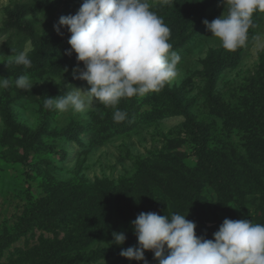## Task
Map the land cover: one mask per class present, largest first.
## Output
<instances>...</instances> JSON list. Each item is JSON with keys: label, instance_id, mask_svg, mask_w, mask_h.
I'll use <instances>...</instances> for the list:
<instances>
[{"label": "rangeland", "instance_id": "rangeland-1", "mask_svg": "<svg viewBox=\"0 0 264 264\" xmlns=\"http://www.w3.org/2000/svg\"><path fill=\"white\" fill-rule=\"evenodd\" d=\"M83 2L0 0V76L11 81L0 89V264H143L120 255L138 246L132 221L142 212L187 216L210 240L225 219L264 225V13L245 45L227 51L204 24L222 16L223 0H149L170 28L179 75L123 99L126 118L115 122L99 102L85 113L44 107L45 96L90 88L73 79L74 52L39 44L55 38L70 50V32L53 26ZM28 40L31 67L8 64ZM22 75L31 91L15 86ZM215 99L231 114L219 117ZM17 125L29 130L26 144Z\"/></svg>", "mask_w": 264, "mask_h": 264}, {"label": "clouds", "instance_id": "clouds-1", "mask_svg": "<svg viewBox=\"0 0 264 264\" xmlns=\"http://www.w3.org/2000/svg\"><path fill=\"white\" fill-rule=\"evenodd\" d=\"M223 6L221 17L204 24L225 50L235 51L245 45L254 15L264 13V0H223ZM53 27L61 36V28L70 32L66 54L74 52L78 61L73 79L86 81L90 88L72 86L56 98L45 96L46 109L85 113L99 102L113 108V120L121 122L127 115L117 107L123 99L159 92L179 75L181 57L169 43L170 28L149 0H84L75 15L61 16ZM31 50L28 40L22 51L8 56V64L30 68ZM10 83L0 76V89ZM14 83L21 90L33 88L29 75ZM132 225L138 246L120 252L128 260L147 264L145 252H152L158 264H264L262 224L225 219L214 240L198 237L197 225L181 214L142 212ZM113 237L115 245H124V233L114 232Z\"/></svg>", "mask_w": 264, "mask_h": 264}, {"label": "trees", "instance_id": "trees-1", "mask_svg": "<svg viewBox=\"0 0 264 264\" xmlns=\"http://www.w3.org/2000/svg\"><path fill=\"white\" fill-rule=\"evenodd\" d=\"M39 44H43V45L52 44V45H55L56 47H58L60 49L69 50L63 42L56 40L55 38H47L43 41H40ZM230 60L231 59L225 60V62L228 63ZM166 91H167L166 94H168L171 97V99H173L171 93L168 90H166ZM213 103H214L218 113H220L219 117H222L223 114H225V113H226V115L231 114L232 111L229 109L228 105L221 103L218 99L213 100ZM254 115L259 116V117L261 116V115H258L256 113H254ZM227 117H229V116H227ZM239 124L244 126V121L242 120L241 122H239ZM188 126L190 128V134L194 138V141L196 143H198L199 145H202V142L204 143L203 136H202L203 131L199 127V124L196 121L189 119L188 120ZM16 130L20 134H23L25 136L24 142L26 144L28 142L29 130L27 128H25L24 126H20V125L16 126ZM78 242H80V240H78Z\"/></svg>", "mask_w": 264, "mask_h": 264}]
</instances>
